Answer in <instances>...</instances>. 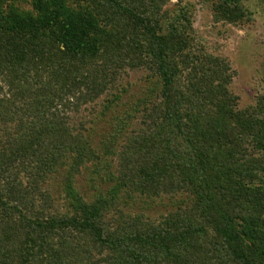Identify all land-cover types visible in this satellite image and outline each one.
Masks as SVG:
<instances>
[{"label": "trees", "instance_id": "obj_1", "mask_svg": "<svg viewBox=\"0 0 264 264\" xmlns=\"http://www.w3.org/2000/svg\"><path fill=\"white\" fill-rule=\"evenodd\" d=\"M31 2L0 6V264H264V103L237 111L227 62L161 26L162 0ZM139 67L155 99L86 200L74 175L100 157L69 114ZM62 170L65 211L45 187ZM135 194L174 209L118 211Z\"/></svg>", "mask_w": 264, "mask_h": 264}, {"label": "rangeland", "instance_id": "obj_2", "mask_svg": "<svg viewBox=\"0 0 264 264\" xmlns=\"http://www.w3.org/2000/svg\"><path fill=\"white\" fill-rule=\"evenodd\" d=\"M162 1L158 4L163 16L161 26L171 24L176 15L181 22L186 21L199 45L227 62L231 75L229 90L237 98V111L256 108L257 104L263 106L264 0H239L230 4L222 0ZM4 5L14 6L22 15L35 14L31 0H0L3 9ZM120 72L121 78L110 92L69 114L71 125L82 127L88 143L100 157L99 163H85L74 175L73 187L86 200L114 185L117 154L126 137L141 127L144 102L155 99L157 93L154 75L145 68H126ZM102 163H108L112 170L102 168ZM63 172L54 175L45 186L60 211H65L68 203ZM171 209H174L172 202L165 197L137 194L124 197L118 205V211L125 215L150 220L159 219Z\"/></svg>", "mask_w": 264, "mask_h": 264}]
</instances>
